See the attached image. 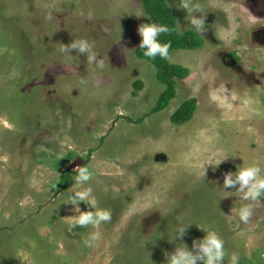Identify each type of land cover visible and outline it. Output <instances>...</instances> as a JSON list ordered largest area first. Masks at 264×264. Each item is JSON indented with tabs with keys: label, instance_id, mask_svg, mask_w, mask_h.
I'll use <instances>...</instances> for the list:
<instances>
[{
	"label": "rangeland",
	"instance_id": "1",
	"mask_svg": "<svg viewBox=\"0 0 264 264\" xmlns=\"http://www.w3.org/2000/svg\"><path fill=\"white\" fill-rule=\"evenodd\" d=\"M199 2L202 44L170 51L167 60L189 72L151 113L164 85L135 54L139 26L152 22L142 0H0V264H166L181 242L168 238L177 223H191L189 249L205 235L200 228L214 229L241 264H264V203L245 224L238 209L247 202L220 190L238 165L264 168V0ZM178 3L167 0L181 33L191 26ZM48 8L56 18H46ZM80 38L105 58L103 71L60 52ZM191 97V118L172 123ZM216 154L229 157L203 178L201 162ZM80 166L112 212L93 248L83 244L90 226L67 231L77 213L63 202Z\"/></svg>",
	"mask_w": 264,
	"mask_h": 264
},
{
	"label": "clouds",
	"instance_id": "2",
	"mask_svg": "<svg viewBox=\"0 0 264 264\" xmlns=\"http://www.w3.org/2000/svg\"><path fill=\"white\" fill-rule=\"evenodd\" d=\"M167 3V2H166ZM178 8H182L187 13V20L190 23L191 29L200 37H203L207 31L205 24V13L202 4L199 0H179ZM176 6V5H175ZM177 7V6H176ZM54 9L48 8L46 10V18L52 20L56 18L53 15ZM252 16V15H251ZM253 17V16H252ZM150 19V18H149ZM178 24V23H177ZM179 25V24H178ZM172 31L167 25L159 24L157 22L144 23L139 26L138 33L141 37L139 49L143 50V55L149 60L157 57L167 60L169 59L171 42L161 43L160 36ZM71 51L82 54L86 58L88 64L94 65L95 69L103 71L105 68V58L102 57L95 49L94 43L86 38L73 39L71 43L61 44L60 52L66 54L68 57ZM83 82V81H82ZM225 103L231 104L229 99L231 93L227 88L221 94ZM253 100L249 94L245 101V107L251 108ZM252 115L256 116L260 113L252 111ZM229 156L227 154H216L205 160L200 164L202 176H205L206 166L217 167ZM92 180V173L86 166L78 167V173L75 177L74 183L76 189L67 195L65 204H70L72 210L77 215L67 217L69 224L68 232H72L77 226L81 228L93 229L83 241L85 247L93 248L98 246L102 239V232L99 230L100 226L112 220V212L110 209L101 207L93 193V188L89 182ZM51 189V188H50ZM49 189V190H50ZM225 189H235V191H227ZM225 195L223 197L235 196L239 200L247 203L243 204L238 209V218L240 222L247 224L253 216L254 208L264 197V168H262L258 161L250 162L246 166L238 165L235 172H226L223 174V184L220 188ZM83 202L91 210L81 211L79 204ZM189 224L177 223L168 238L172 240H179L174 251L167 254L166 264H224L227 259V264H241V256L237 251L226 252L225 241L222 236L214 229L204 230L205 235L199 240H193L192 247H189L182 242L186 234V229ZM153 237V240L159 238L161 233ZM152 240V241H153Z\"/></svg>",
	"mask_w": 264,
	"mask_h": 264
},
{
	"label": "trees",
	"instance_id": "3",
	"mask_svg": "<svg viewBox=\"0 0 264 264\" xmlns=\"http://www.w3.org/2000/svg\"><path fill=\"white\" fill-rule=\"evenodd\" d=\"M167 0H142L144 12L149 18L159 24L167 25L172 31L160 36L161 43L171 42L169 52L174 49H195L202 44V39L193 30L188 29L179 33L176 29V16ZM135 54L142 59L150 62L156 70L157 80L164 85V89L159 93L156 103L150 112H157L164 109L169 101L175 96V83L179 79H183L188 75V68L171 63L168 60L159 57L149 60L143 55V50L139 49V45L135 48ZM133 86L136 90L142 87V82L135 80ZM196 109V99L191 97L182 101L171 113L170 121L174 124H181L191 118ZM64 181L63 186L66 185ZM264 203V197L261 198Z\"/></svg>",
	"mask_w": 264,
	"mask_h": 264
}]
</instances>
